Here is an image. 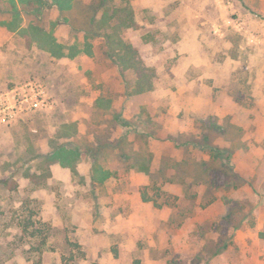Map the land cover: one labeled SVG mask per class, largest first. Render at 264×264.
I'll return each mask as SVG.
<instances>
[{
    "label": "rangeland",
    "instance_id": "rangeland-1",
    "mask_svg": "<svg viewBox=\"0 0 264 264\" xmlns=\"http://www.w3.org/2000/svg\"><path fill=\"white\" fill-rule=\"evenodd\" d=\"M107 1L0 0V264H264V0Z\"/></svg>",
    "mask_w": 264,
    "mask_h": 264
},
{
    "label": "trees",
    "instance_id": "trees-1",
    "mask_svg": "<svg viewBox=\"0 0 264 264\" xmlns=\"http://www.w3.org/2000/svg\"><path fill=\"white\" fill-rule=\"evenodd\" d=\"M42 1V0H41ZM60 9L68 10L72 6V0H53ZM110 7L107 0H100V5L97 8L96 14L103 12L104 15H110ZM118 20H120V26L125 28L134 27L133 11L129 6H125L117 9L116 13ZM107 21V20H106ZM105 22V19L103 20ZM15 29V28H14ZM32 29H35L32 27ZM13 30V29H12ZM83 31H85L83 29ZM88 32V31H85ZM109 46V55L113 61L118 65L122 72L132 71L135 74V82L133 85L134 94H142L150 91L153 88L154 71L146 67L138 57V53L130 44H126L121 38L116 37L114 34L108 33L105 35ZM209 152L212 156H222L226 151H221L219 148L209 147ZM143 200L148 202L152 199L148 197L147 192L142 194ZM169 204V203H166ZM158 207H162V204L156 202Z\"/></svg>",
    "mask_w": 264,
    "mask_h": 264
},
{
    "label": "built area",
    "instance_id": "built-area-1",
    "mask_svg": "<svg viewBox=\"0 0 264 264\" xmlns=\"http://www.w3.org/2000/svg\"><path fill=\"white\" fill-rule=\"evenodd\" d=\"M12 92L15 98L13 101L0 97V114H4V119H13L19 106H27L28 109H33L45 103V91L41 86L25 85ZM20 92H22L21 95Z\"/></svg>",
    "mask_w": 264,
    "mask_h": 264
}]
</instances>
